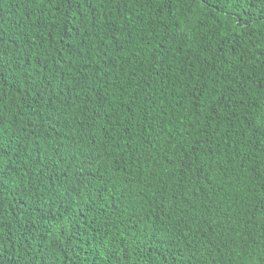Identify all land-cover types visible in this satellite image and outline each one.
<instances>
[{"label": "trees", "instance_id": "obj_1", "mask_svg": "<svg viewBox=\"0 0 264 264\" xmlns=\"http://www.w3.org/2000/svg\"><path fill=\"white\" fill-rule=\"evenodd\" d=\"M244 7L234 0H180L172 12L183 30L168 33V9L155 0L119 6L84 0L79 8L65 0H0L5 75L19 83L5 86L4 104L9 113H24L8 129L12 147L23 146L27 157L46 140L41 151L64 170L59 183L46 180L47 191L37 195L53 213L62 212L70 202L66 189L79 181L81 192L88 183L93 199L92 189L102 186L109 190L101 193L106 205L119 201L118 214L107 208L115 224L102 236L84 227L93 221L79 210V223L70 216L62 221L78 233L73 245L81 259L95 239L117 253L127 247V264H264V71L257 66L242 81L244 92L226 64L213 75L233 46L226 34L235 35L232 24ZM4 200L12 230L7 247L38 264L47 208L25 209L29 195L22 188ZM32 217L39 223L28 235L22 224L36 223ZM52 247L60 256L68 244Z\"/></svg>", "mask_w": 264, "mask_h": 264}, {"label": "snow or ice", "instance_id": "obj_2", "mask_svg": "<svg viewBox=\"0 0 264 264\" xmlns=\"http://www.w3.org/2000/svg\"><path fill=\"white\" fill-rule=\"evenodd\" d=\"M44 2L45 0H40V3ZM83 2L84 0H65L69 8H71L73 3L79 8ZM104 2H111L119 6L122 0H104ZM155 2L158 6L168 9L165 16L167 24L164 30L168 33L177 29L182 31L183 29H181L178 17L172 12V6H178L180 0H155ZM201 2L203 3L205 0H201ZM234 3L238 6L245 5L243 14L237 13V18L233 21L232 28L235 30V35L231 33L226 34V38L234 41V43L228 51L222 53L223 59L220 56L217 57V59H221V65L220 67L213 68V75L223 73L225 71L223 66L226 64L228 69L235 74V77H238L232 81L234 85L238 86L236 90L244 92V83L254 74V69L259 66L264 71V0H234ZM184 25L191 30L192 25L187 18L184 21ZM233 56L236 57V60L232 59ZM6 63L8 62L3 59V52L0 51V264H32V257L28 256L27 252L24 257H21L19 252H16L15 256H13L11 250L7 247L9 243H12V238L9 235L12 230L4 220V197L10 195L15 188H22L29 195V202L24 204L25 209L32 208L35 212L41 213V209L47 208L46 212L41 213L42 218L45 220L44 239L46 242L39 253L40 260L38 264H61L62 260L66 264H127L130 259V253L127 251V247L117 253L114 249H109L103 240L97 241L95 239L93 251L85 254V258L81 259V254L73 245L74 237L78 233L71 232L68 226L62 222L70 216L73 223H79L77 219L79 210L83 214L85 221L89 218L92 219L93 222L86 224L84 227L93 233V237L97 233L101 236L104 235L110 225L115 224L113 214H118L120 211L117 209V203L119 201L111 205L104 203V196L101 193H107L109 191L106 187L93 188L92 191L96 194V198L93 199L88 194V183L83 185L84 190L81 192L79 181H77L75 187L70 190L66 189L70 197V202L63 207L62 212L58 211L56 213L51 211V204L43 202V198L37 195L41 189L47 191V187L45 186L46 180L56 179L59 183L60 177L57 173L63 172L64 170L58 168L61 162L60 160L48 155L46 150L41 151L44 148L46 140L34 147L28 153L27 157L21 155L23 146L21 148L12 147L8 129L12 127L16 117H22L24 113H9L4 104L5 97L3 89L5 86L19 88L18 82L11 81L10 76L5 75L7 69L4 65ZM97 71H99V68H97ZM198 79L201 84L204 83L203 77H199ZM208 87H214L212 80L208 81ZM194 90L199 91L198 88ZM229 91H232V89H229ZM36 94L39 95V89H36ZM25 103L27 104V101ZM27 107L31 110L30 104H27ZM32 115L38 116L39 111L32 110ZM249 115H252V113H249ZM261 116L264 117V112L261 113ZM212 119L213 116L211 114L205 117L207 121H211ZM260 126L264 128V121L260 122ZM31 134L37 136L35 130ZM194 143H198V141H194ZM11 152L17 153L15 159L11 155ZM56 155L59 154L57 153ZM92 158L94 159L95 157ZM16 160L23 161L24 166L21 167L19 164H16ZM79 171L81 176L85 175L82 169ZM88 174L90 175L91 173ZM98 179L101 185H103V175H100ZM13 185H15V188ZM73 205L75 206L73 207ZM109 206L112 207L113 214H109L107 211ZM56 207L59 208L60 205H56ZM260 211L264 212V203L261 204ZM24 219L29 220V217H24ZM31 220H36V218L32 217ZM37 223H39L38 220H36V223L29 221L28 225L22 224L23 231L31 235V230L36 228ZM6 227H8V232L4 231ZM80 231H83V228ZM133 235H135L134 232ZM65 241L68 247L64 248L62 255H55L54 253L57 249L52 247V245ZM32 248L33 244L28 243L27 251H31ZM50 248L51 253L49 252ZM88 256H92L93 258L88 259Z\"/></svg>", "mask_w": 264, "mask_h": 264}]
</instances>
